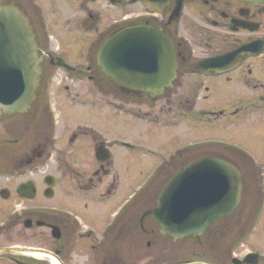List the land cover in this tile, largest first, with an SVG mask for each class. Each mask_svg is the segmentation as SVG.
Segmentation results:
<instances>
[{"label":"flooded vegetation","instance_id":"af4514ba","mask_svg":"<svg viewBox=\"0 0 264 264\" xmlns=\"http://www.w3.org/2000/svg\"><path fill=\"white\" fill-rule=\"evenodd\" d=\"M58 1L45 0L47 7L39 5L38 0H4L3 4L18 7L30 17L37 31L39 23L45 30L66 28L75 22L72 20L78 13L89 14L90 20L99 19L94 9L96 3H101L105 11L120 10L122 15L101 34L102 42L93 58L95 65L88 64L85 73L70 65V70L58 66V60L65 63L66 60L49 50L53 37L47 33L43 77L32 108L25 114L12 116L0 112V264H71L72 260L80 264L85 258L90 264H114L110 241L119 238L125 242L128 259L142 245L157 247V236L171 238L161 234L150 214L157 208L159 198L151 197L148 203L141 205L143 188L116 210L112 208L111 200L120 187L113 151L116 147L129 150L130 143L113 142L88 122L76 123L74 129L64 124V129L60 130L53 102L54 89H62V94L70 92L69 86H61L57 81L59 77L79 79L82 73L95 83L85 87L87 94L116 91L143 100L139 96L141 90L116 83L98 61L104 42L114 33L131 27L154 29L171 44L176 78L162 95H175L181 104L193 107L198 97L191 100L184 94H220L212 102L208 100L209 95H205L208 101L205 107L216 110H209L208 116L227 117L229 122L223 123L218 131L220 137L234 139L205 140V149L209 150H205L203 156L227 162L241 175L242 191L235 211L204 233L205 238L209 236L219 243L218 248L212 246L211 250L205 242V250H209L214 259L209 252H204L203 261L197 262L199 257L196 261L194 258L176 261L174 255L164 264H264V3L250 0H63V8ZM130 5H139L142 11L130 13ZM34 13L42 15L40 21L35 20ZM83 20L77 22L78 28L88 25L86 18ZM94 31H98L97 27ZM58 49L60 51V47ZM86 97L74 99L68 95L65 101H72L71 109L98 110L99 102L92 101L93 96ZM158 97L146 101L154 102ZM112 104L106 102L109 111ZM227 110L231 111L227 113ZM119 143L122 146H116ZM214 146L216 149L211 150ZM187 148L190 146L185 150H189ZM55 153L60 157L53 159ZM80 159L89 160V166H81ZM53 170L58 175L53 174ZM256 180L255 188L250 183ZM225 221L235 222L239 235L234 240L227 238ZM217 227L220 229L215 233ZM142 233L148 236V241L141 239ZM201 238L193 235L171 240L175 246L184 244L190 250L193 244L203 248ZM249 244L251 250L240 256Z\"/></svg>","mask_w":264,"mask_h":264},{"label":"rangeland","instance_id":"374dc122","mask_svg":"<svg viewBox=\"0 0 264 264\" xmlns=\"http://www.w3.org/2000/svg\"><path fill=\"white\" fill-rule=\"evenodd\" d=\"M38 4L47 7L45 0H38ZM58 4L64 8L63 0H59ZM100 5L102 4L96 3V8H94L98 11L97 15H99V19L93 18L90 20L89 14L78 13L76 18L72 20L75 21L72 25L66 28H53L50 30L42 29L43 27L39 23L38 33L42 50L48 48L46 34L50 33L53 40L49 46V50L51 48L56 53L54 55H59L66 60L68 65L74 69L83 70L85 73L88 64L95 65L93 58L96 56L95 51H97L99 44L102 42L100 38L101 34L105 32L113 20H119L122 15L120 10L115 9L113 12L105 11ZM89 7L93 8L90 5ZM141 11L139 5H130L129 7L130 13H139ZM41 16L34 13L36 21L37 18L40 21ZM50 18L53 20L52 15H50ZM84 18H86L88 25L78 28V23L84 21ZM96 27L98 29L97 32L94 31ZM60 73L62 74L63 72L61 71ZM84 73L81 74L79 79L69 77L70 79L67 80L66 78L59 77L57 81L61 86H69L70 92L62 94L60 92L62 89H54L53 102L58 112L59 122L61 123L60 130L64 129V124H69L66 126L74 129L76 123L88 122L91 127L97 128L109 140L124 144L130 143L129 150L127 148L126 150L122 147H116L113 151V158L118 166V169H116L120 174V187L111 200L112 208H115L114 210L131 195L133 196L134 192L140 188H144L141 193V205L148 203L151 197H158L170 177L184 167L183 165L204 157L205 150H209V148L205 149V143L207 142L205 140L215 138L234 139L232 137H220L221 135L218 131L221 130L223 123L229 122L226 120L227 117L222 118L218 114L208 116L209 110H216L205 107V104L208 102L205 99V95H209L208 100L212 102L211 100H217V95H220L216 92L210 94H205V92L199 94L193 93L191 95L189 93L184 94V96L190 97L191 100L198 97L193 107L185 106L184 103L181 104L177 101L175 95L171 94L159 96L154 102H147L145 99L142 100L132 95H121V93L116 91L111 94L97 93L91 95L85 93V87L94 85L95 83L90 82L84 76ZM74 75L79 74L74 73ZM181 94H179L180 97ZM68 95L73 96L74 99L93 96L92 101L96 99L99 102L98 110L71 109L70 102L72 101L67 99L65 101ZM75 101L77 102L78 100ZM86 101L92 102L91 99H86ZM107 101L113 103L111 111L106 106ZM100 105L103 107L100 108ZM230 111L227 110V113ZM233 136L235 137V133ZM120 145L121 143L116 146ZM186 146H190V148H187L189 150H185ZM210 149L214 150L216 146ZM57 157L60 156L55 153L53 159H57ZM80 160L81 166H89V160ZM174 169L175 172L171 174L170 171ZM53 174H55L54 170ZM250 184L256 188L257 180ZM220 227L215 229V233H217V229H220ZM224 227H227V238L229 237L230 239L231 237L234 240L239 235L234 221H225ZM141 239L145 241L149 240L148 236L143 235V233ZM201 240L203 248L201 245L199 246H201L202 250L195 244H193V248L190 247V243H187V245L191 249L187 250L188 247L184 246V244L181 247H177L171 238L157 236L155 238L158 244L157 247L148 248L142 245L139 248L140 250H137L138 252L131 255L128 259L125 255L127 250L125 242L118 238L115 241H110V244L114 251V264H121L122 261L125 264H153L154 262L156 264H164L168 263L171 260V256L174 255L176 256V261L184 260V258H194L196 261V257H199L197 259L198 262L203 261L204 252H209L210 258L214 259V255L209 250H205V242L211 250L212 246L217 247L219 243H216L217 241H214L215 239L209 236L205 238V235L202 236ZM250 250L251 245L249 244L244 248L240 256L245 255ZM237 254L239 255L238 252ZM71 264H75L73 260ZM80 264H90V262L85 258L81 260Z\"/></svg>","mask_w":264,"mask_h":264},{"label":"water","instance_id":"95a60500","mask_svg":"<svg viewBox=\"0 0 264 264\" xmlns=\"http://www.w3.org/2000/svg\"><path fill=\"white\" fill-rule=\"evenodd\" d=\"M3 2L0 0V112L12 116L25 114L36 101L44 53L26 14L16 6H3ZM98 60L112 80L122 87L141 90L139 96L144 99L162 95L176 78L171 44L151 28L131 27L114 33L101 47ZM58 65L64 66L61 61ZM241 191V175L233 165L203 157L168 180L158 196L157 208L150 214L163 236L175 241L201 236L217 220L235 211Z\"/></svg>","mask_w":264,"mask_h":264},{"label":"bare ground","instance_id":"6f19581e","mask_svg":"<svg viewBox=\"0 0 264 264\" xmlns=\"http://www.w3.org/2000/svg\"><path fill=\"white\" fill-rule=\"evenodd\" d=\"M57 264H59V263H57Z\"/></svg>","mask_w":264,"mask_h":264}]
</instances>
